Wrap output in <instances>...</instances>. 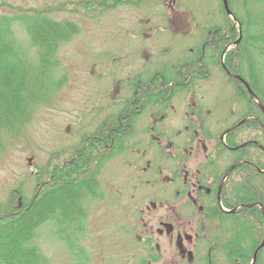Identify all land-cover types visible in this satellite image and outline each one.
I'll return each instance as SVG.
<instances>
[{"label":"flooded vegetation","instance_id":"af4514ba","mask_svg":"<svg viewBox=\"0 0 264 264\" xmlns=\"http://www.w3.org/2000/svg\"><path fill=\"white\" fill-rule=\"evenodd\" d=\"M131 1L135 5L129 7L143 4L141 0ZM173 1L171 10V1L162 0L166 11L161 19L163 29L148 27L150 17L140 19L134 36L140 44H123L116 52L107 51L105 58L109 61L101 64L97 73L93 71L95 64L90 65L89 74L97 89L91 106L84 112L87 129L82 135L87 136L90 146L97 133L130 114L127 129L114 146L115 157L105 166L119 160L130 167L126 175L132 181L130 194L125 199L120 193L118 200L129 204L121 231L126 236L131 261L135 258L138 264H242L230 259L227 251L230 248L231 255L233 233L238 228V218L244 214L240 210L251 206L235 205L230 196L233 189L227 182L231 183L239 166L248 163L239 159L243 154L238 153L239 146H234L237 134L229 137L231 146L226 141L228 134L251 116H245L247 104L233 96L235 84L229 80L240 82L235 78L239 76L224 65L228 50L225 46L221 51L217 30L196 28L194 23L188 33H178L174 22L188 25L193 19L182 13V8L175 10L176 0ZM150 16L156 18L157 14ZM177 36L201 44L188 49L177 47L175 55L170 48ZM163 39L165 43L158 45ZM221 75L232 95L228 100L209 98L211 105L206 106L204 98L211 93V87L221 84ZM157 82L160 91L138 103V93ZM232 102L240 105V113L232 109ZM221 127L222 132L217 133ZM99 181L101 192H109L102 172ZM259 208L264 219V208ZM261 242L249 251L251 260ZM263 251L257 253L255 264H264Z\"/></svg>","mask_w":264,"mask_h":264},{"label":"trees","instance_id":"16d2710c","mask_svg":"<svg viewBox=\"0 0 264 264\" xmlns=\"http://www.w3.org/2000/svg\"><path fill=\"white\" fill-rule=\"evenodd\" d=\"M110 1L73 0L31 8L0 5L13 12L0 14V149L8 133L28 124L36 109L49 104L67 83L59 50L79 35L80 28L77 23L55 15L72 7L90 18L92 8L96 12L135 5L131 0H112L111 4ZM227 1L241 26L242 39L227 52L224 65L243 78L251 90L248 94L240 82L229 80L235 84L234 97L247 104L245 116L251 117L227 136L226 142L231 146L229 137L237 134L234 146H239L238 153L243 154L239 159L248 163L239 166L227 186L233 189L230 196L235 205L251 208L240 210L244 213L240 216L242 223L238 218L231 255L229 248L227 256L248 264L249 251L264 238V219L255 205L264 208V114L252 101L255 96L264 107V0ZM220 11L224 24L212 29L219 34L222 51L228 41L237 39L238 29L225 15L222 4ZM159 91V82L140 91L138 103ZM129 117L130 114L110 123L90 140V146L87 136L82 135L73 147L51 152L33 173L31 196H24L20 188L17 196L12 193L8 203L0 206V264H53L42 252L40 240L62 245L71 261H78L73 264H85L82 259L87 258L84 250L89 231L88 206L103 198L99 178L105 162L115 157L114 146L127 129Z\"/></svg>","mask_w":264,"mask_h":264},{"label":"rangeland","instance_id":"374dc122","mask_svg":"<svg viewBox=\"0 0 264 264\" xmlns=\"http://www.w3.org/2000/svg\"><path fill=\"white\" fill-rule=\"evenodd\" d=\"M68 1L73 0H0V3L31 8L54 6ZM175 2V10L182 8V13L190 14L193 19L188 22V25H178L174 22L173 28L180 34L188 33L190 28L195 26L194 23L198 24L195 27L200 26L205 30L213 28L215 22L224 24L220 0H176ZM141 4L140 7H129L126 4L125 7L121 5L112 10L96 12L92 8L90 11L93 15H88L90 18L73 11L72 7L65 8L66 11L60 15H55L56 18L62 17L64 20L78 23L81 27V33L59 50V59L68 80L49 104L41 105L36 109L28 124L4 137L3 147L0 149V206L8 203L12 193L17 196L20 187H23L24 196H31L34 191L31 172L44 164L51 152L73 147L84 134L85 125H87L84 112L89 105L91 106L94 100L93 93L97 89L94 79L89 74L90 65L95 64L96 68L93 71L97 73L100 65L109 61L105 58L107 51L116 52L115 50L123 44H140L139 39L134 38L137 35L136 30L139 29L136 24L140 19L150 17L148 27L159 29L165 27L164 21H161L166 12L162 0H151L145 3L143 1ZM150 13L157 14L156 18L151 17ZM0 14L11 15L10 11L4 8L0 9ZM182 18L183 16H180V19ZM21 37L25 38L22 34ZM175 38L177 40L175 39L173 45L170 44V51L175 55H177L176 51H179L177 47L188 49V46L196 43L180 36ZM164 43V39L157 42L158 45ZM196 44H201V41ZM219 79L221 84L217 85L220 86L216 85L214 89L211 87V93L204 98L206 106L211 105L209 98L217 96V98L223 97L228 100V97L232 95L231 87L224 85L226 81L224 75H221ZM231 106L236 113L242 110L235 102H232ZM223 108L222 106L221 109ZM222 130V127L219 128L217 133H221ZM28 160H30L29 163ZM128 169L130 167L126 168L121 161L117 160L109 162L102 171V181L109 192H105L107 194L105 200L88 206L90 238L85 242L84 251L87 258L82 259V263H139L138 259L134 258V261H131L130 256H127L130 248L126 246L124 240L126 236L121 231L125 227L123 212L126 210V207L121 206L129 204L116 201L120 199V193L124 194L125 199H127L126 194H130L128 190L132 181L130 177H126ZM44 241H39L40 248L50 257L53 264L78 262L71 261L62 245L44 244ZM114 241L119 242L114 244ZM112 245L113 250H111Z\"/></svg>","mask_w":264,"mask_h":264},{"label":"water","instance_id":"95a60500","mask_svg":"<svg viewBox=\"0 0 264 264\" xmlns=\"http://www.w3.org/2000/svg\"><path fill=\"white\" fill-rule=\"evenodd\" d=\"M222 1H223V7H224V10H225L226 14L229 15L232 18L233 22L238 25V29H239V32H240V25L237 22L236 18L230 12V10L228 8L227 0H222ZM239 40H240V37H239V39L234 44L236 45L239 42ZM258 106L260 107V109L262 110V112H264L263 106L261 104H259V103H258ZM263 245H264V241H263V243L261 244L260 247H262ZM254 261H255V255L253 257V261L252 262L254 263Z\"/></svg>","mask_w":264,"mask_h":264}]
</instances>
